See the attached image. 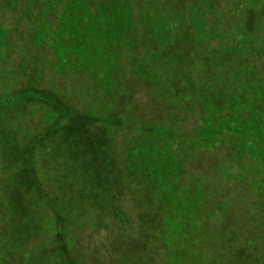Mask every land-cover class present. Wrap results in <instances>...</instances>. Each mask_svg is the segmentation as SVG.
Returning a JSON list of instances; mask_svg holds the SVG:
<instances>
[{"label": "rangeland", "instance_id": "obj_1", "mask_svg": "<svg viewBox=\"0 0 264 264\" xmlns=\"http://www.w3.org/2000/svg\"><path fill=\"white\" fill-rule=\"evenodd\" d=\"M167 1L155 13L149 1H138L146 5L144 12L136 14V3L128 9L136 24V56L148 43L161 52L146 58L171 63L154 71L156 84L165 88L161 94L185 92L201 101L198 93L209 89L220 99L231 86L222 84L224 70L231 69L235 77L242 70L244 83L257 85L264 100V0ZM6 9L5 43L26 41L27 27ZM140 25L143 30L136 28ZM193 48V60L184 62ZM6 50L8 59L0 56V264H264V144L252 154L256 161L249 159L261 170L257 184L254 176L250 180L252 188L240 181L248 176L237 175L243 169L219 162L218 140L205 145L202 155L192 143L186 146L190 130L185 157L160 176L146 168L154 160L142 157L150 129L161 122L155 117L167 114L172 121L177 115L178 125L192 129L190 112L170 114L167 98L157 99V86L152 93L146 78L136 69L127 72L125 62L116 61L118 75L125 77L111 97L115 106L102 109L107 97L95 76L40 55V69L15 78L8 67L16 52ZM39 88L51 97H33L31 91ZM60 99H67L65 112ZM146 104L152 108L146 111Z\"/></svg>", "mask_w": 264, "mask_h": 264}, {"label": "trees", "instance_id": "obj_2", "mask_svg": "<svg viewBox=\"0 0 264 264\" xmlns=\"http://www.w3.org/2000/svg\"><path fill=\"white\" fill-rule=\"evenodd\" d=\"M138 1L139 0H0V10L2 9V11H0V56L8 55L9 52L6 50L7 48L9 51L12 50L16 52L14 65L8 67V69H10L8 73L10 74L13 72L12 74L22 77L26 75L28 70L34 69V67L35 69H40V55H48L50 58L56 59L55 61H60L62 64L59 65V67L73 63V70L81 69L82 72L84 71L85 73H89V75L95 76L93 78L94 84L99 86L104 94L106 93L107 97L106 105L101 107L103 109L105 107H110V103L111 107L115 106L111 97L116 92L117 87L122 85L123 81H120L125 77L124 74L123 76H121V74L120 76L118 75L119 71L122 69L118 65L120 69L116 67V61L119 63L125 62V70L127 72L136 69L140 72L141 78H146V84L148 88L151 89L152 93H155L156 85L159 94H161V89L165 90V88L161 84H156L157 74L154 71H159V69L164 68L161 67V65L170 67L171 63L168 61L169 59L166 60V58L165 60H161L162 58L155 56L156 62L146 58L149 54L152 55L157 52V50L158 56L161 52L158 47H156L157 50L155 51L154 47L153 50L150 49L152 46L148 43L142 44L137 52L139 54L136 56L134 52L135 46L133 45L136 42V37L133 34L136 24L135 21L129 17L128 9L129 6L136 3L132 6L136 8V14H138V10L140 12H142L143 9L145 10L146 5L144 4L141 6ZM141 1H149L152 4L149 8L151 12L155 13L160 11L159 7L161 8V0ZM164 1L168 3L167 0ZM5 8H7L5 12L9 16L11 15L14 20L20 16L19 22L21 24L22 20V26L27 27L25 29L26 37L30 40L26 39L25 41L24 39L21 41L22 37H20L19 39L16 38V40L14 38L15 41L12 45H7L5 43L4 40H6V35L9 32L5 29V25H2V20L5 18L3 17V10H5ZM26 8L29 9V11H27V16L24 10ZM47 11L50 12V17L44 18V13ZM29 14L31 15L29 16ZM19 22H15V28L19 27ZM151 25L153 26V22ZM143 27V25L136 26V28H140V30H143ZM197 46L200 48V45ZM119 48H122L123 52L119 53ZM107 54L109 55V59H106ZM67 56L74 57L75 59L69 62ZM194 56L195 51L193 48L183 57L184 62H191ZM235 61L238 62L237 60ZM216 62L218 63L219 60ZM214 65L216 66V64ZM115 67L116 70L114 69V71L116 73L112 70V68ZM96 69H98L100 74L104 72L105 74L109 73V78L112 77L114 80L119 79L120 83H108L109 86H107V80L109 78L105 77V81L104 78L101 79ZM214 69H216V67H214ZM212 70L213 67L208 68L206 73L210 75ZM241 71L242 70H240L235 77L237 70H224L223 78L225 83L222 84H225L226 88L227 86L229 87V85L231 86L227 88L226 95L223 96L219 93V95L223 96L220 99L216 98L218 92L211 95L209 89L198 93V98H201V101H197V99L194 100L185 92L169 96L165 91V93L157 97V99L165 102L167 98V105L171 106L169 111L170 114L178 113L184 117L186 112H190V115L194 117L195 125L192 129L190 128L191 126L184 128V126L178 125L177 123L180 118H175L177 115L172 118V121L170 119L171 117L167 114L159 118L155 117L157 120H161V122H157L158 125L155 129H150L148 137H146L147 140L145 141L146 145H149V147L146 151L143 150L142 157L148 160L152 158L154 162H159L157 164L149 162L150 164L149 166L146 164V168L152 169L156 173L159 171L157 174H160V176L164 175L166 172L168 174L172 173L171 169L174 166L176 167L177 160L185 157L182 154L184 149L182 146L185 144L184 141H187V132L190 130V138L186 146L192 143L195 151L200 153L199 155H202L205 153V145L208 147L214 140H218L219 145L216 149V156L221 160L219 162L227 167L230 165L229 163H233L236 164L235 166L243 169L242 172L237 170V175L238 177L248 176L246 178L248 182L242 179H240V181L245 182L247 185L251 186V188L252 182L250 180L253 176L255 177L253 181H255L256 184L258 183L259 175H257L256 171L261 170L256 169L257 166L255 165L257 163L253 165L249 159L256 161L252 157V154L254 151L259 152L261 143L264 144V105H257V103H261L262 101L264 103V100L262 99L263 95L257 90V85L256 89H254L252 87L253 85L250 86L249 83H244V79L240 76ZM246 72L249 74L252 71L246 70ZM16 75L14 76L15 78H17ZM88 78L91 80L90 77ZM253 78L256 81L254 76ZM127 80L129 79L127 78ZM221 80V75L217 74L215 78L216 84H221ZM260 81L263 82L264 79ZM248 82H250V77ZM245 85L249 90L241 88ZM110 87L113 88V91H109ZM208 87L210 86L208 85ZM31 92L33 97L44 95V90H41V88L34 89ZM16 94L15 98H20V96H22V92ZM51 95L54 96V99L59 98L57 94ZM44 97L51 96L44 95ZM54 99L51 100L54 101ZM66 100L62 101V99H60L58 101V104L61 105V107L59 105V108L63 112L66 111ZM219 100H223V102ZM218 101L219 104L216 103ZM148 105L151 104H146V111ZM174 129L177 130L178 136ZM170 130L174 135L170 133ZM197 130H199L198 133H196ZM180 134H184L185 138L181 139L182 137ZM145 142L142 141L144 145ZM191 152L194 151L191 150ZM133 155H136V153ZM134 158L135 156L132 157V161ZM204 158L207 157H202V159ZM129 159L130 157L128 161ZM261 160L264 161V157ZM233 164L231 166H234ZM227 174L228 173L225 175L227 176ZM261 179L264 180L263 177H261Z\"/></svg>", "mask_w": 264, "mask_h": 264}]
</instances>
